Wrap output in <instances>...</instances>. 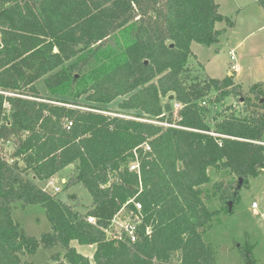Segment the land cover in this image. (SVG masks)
I'll return each mask as SVG.
<instances>
[{
	"label": "trees",
	"instance_id": "1",
	"mask_svg": "<svg viewBox=\"0 0 264 264\" xmlns=\"http://www.w3.org/2000/svg\"><path fill=\"white\" fill-rule=\"evenodd\" d=\"M224 20L233 25L214 0H0V142L14 146L12 164L0 157V264L57 246L64 253L45 264H218L205 238L209 171L244 185L264 172V83L250 98L233 76L189 67L192 43L217 44ZM42 78L49 97L35 88ZM117 99L119 113H106ZM70 166L65 185L92 198L83 214L39 185ZM211 191L226 208L238 199L234 181ZM18 205L43 209L51 233L28 236L12 218ZM123 210L133 242L107 235ZM71 242L94 246L91 261ZM239 250L255 264L252 246Z\"/></svg>",
	"mask_w": 264,
	"mask_h": 264
},
{
	"label": "rangeland",
	"instance_id": "2",
	"mask_svg": "<svg viewBox=\"0 0 264 264\" xmlns=\"http://www.w3.org/2000/svg\"><path fill=\"white\" fill-rule=\"evenodd\" d=\"M214 1L219 5V13L231 21L233 25H228L225 20L216 23L215 29L223 30L217 44L203 47L192 43L190 49L194 56L189 59V67L193 75L223 79L226 76L232 77L234 75V72H232V66L234 65L240 68L239 77L236 80L233 78L234 82L239 83L243 92L251 98L248 94L250 87L257 83H264V10L257 0ZM230 52L234 55V62L231 61ZM35 88L40 96L49 97L43 78L35 82ZM121 100L117 99L105 106L104 109L109 111L106 113H119L118 103ZM226 103L229 106L232 104V100L228 99ZM78 105L80 108L87 109L88 105L91 104L81 98L78 100ZM176 105L172 103L174 119L177 118L176 113L179 109ZM240 107L236 106L234 108L238 111ZM213 109L220 111L221 107L216 106ZM138 115L139 112H126L122 116L133 119ZM262 141H264V133ZM13 149L14 146L11 142H0V157L10 164L13 162L10 160ZM68 173V171L63 170L58 176L54 177V185L60 188V191L56 194L53 193L50 187L46 188V182L39 185L47 193L55 195L63 204L83 214L86 212L87 207L91 205L92 198L81 184L67 187L65 183L61 182L62 179L66 180ZM209 175L212 183L203 186L202 189L209 193L210 199L206 202V205L213 212V218L208 225L205 238L217 263L244 264L239 249L247 243L252 246L251 252L255 264H264V172L258 177L249 178L248 183L242 185L238 193V199L235 202L228 201V203L231 202L230 211L219 202L218 197L211 196V186L217 181H223L225 184L234 181L236 188L237 179L228 171L210 170ZM253 203L258 206L255 210L251 208ZM12 218L20 224L30 237L39 239L44 234L51 233L52 227L46 219L45 212L38 206L21 208L18 205L12 213ZM132 225L128 213L123 210L113 220L107 235L109 237L118 236ZM70 246L75 248L77 253L88 257L91 261L94 246H80L76 242H71ZM64 251L65 249L62 246H57L51 250L40 248L34 255L23 260L31 264H45L53 254H63Z\"/></svg>",
	"mask_w": 264,
	"mask_h": 264
},
{
	"label": "built area",
	"instance_id": "3",
	"mask_svg": "<svg viewBox=\"0 0 264 264\" xmlns=\"http://www.w3.org/2000/svg\"><path fill=\"white\" fill-rule=\"evenodd\" d=\"M230 54H231V56H230L231 61L234 62V55H233L232 52H230ZM234 69H235V66L233 65V66H232V70H234ZM176 106L179 108V105H176ZM141 121L149 122V121H147V120H141ZM70 125H71V124H69V126H70ZM165 126H168V125H165ZM172 127H173V126H172ZM145 150H146V151H149V148L146 146V147H145ZM129 170H130V171H134V172H135V171H137V172L139 171V164H138L137 157H136V160L130 164ZM54 182H55L54 177L51 178V179H49L48 181H46V188H49V187H50V188L53 190V193L56 194V193H58V192L60 191V188H59L58 186H55V185H54ZM45 192H47V191H45ZM135 206H136L137 210H140V206H139L138 204H136ZM257 207H258V206H257L255 203H253V204L251 205V208H252L253 210L257 209ZM125 231H126L127 235L130 237L131 242H133L134 239H135V238H134V232H135L134 223H133L132 226L127 227V228L125 229Z\"/></svg>",
	"mask_w": 264,
	"mask_h": 264
},
{
	"label": "crops",
	"instance_id": "4",
	"mask_svg": "<svg viewBox=\"0 0 264 264\" xmlns=\"http://www.w3.org/2000/svg\"><path fill=\"white\" fill-rule=\"evenodd\" d=\"M219 6V5H218ZM203 66V65H202ZM232 72H234V75H233V78L236 80L239 76V74H240V68H238V67H235V69L234 70H232ZM205 76H208L207 74H204ZM209 77V76H208ZM211 78V77H210ZM260 144H262V145H264V141H261V143ZM71 169H72V167H67L65 170L66 171H68V172H70L71 171ZM59 175V174H58ZM57 175V176H58ZM56 177V176H55ZM65 181L66 180H64V179H62L61 180V182L62 183H65ZM70 245H71V243H70ZM76 250V249H75ZM94 252V251H93ZM88 258V257H87Z\"/></svg>",
	"mask_w": 264,
	"mask_h": 264
},
{
	"label": "water",
	"instance_id": "5",
	"mask_svg": "<svg viewBox=\"0 0 264 264\" xmlns=\"http://www.w3.org/2000/svg\"><path fill=\"white\" fill-rule=\"evenodd\" d=\"M171 47H172V45H171ZM145 64H146V62H145ZM8 96H12V95H8ZM169 100L172 101L173 100V97L171 96L169 98ZM242 185H243V180L241 178H239L238 181H237V186L235 188V194H238L239 193ZM230 207H231V202L228 203V211H230ZM129 217L130 218L132 217L131 214H129ZM135 223H136V221H134V224Z\"/></svg>",
	"mask_w": 264,
	"mask_h": 264
}]
</instances>
